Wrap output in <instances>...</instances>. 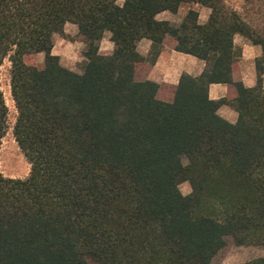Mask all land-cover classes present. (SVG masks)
I'll list each match as a JSON object with an SVG mask.
<instances>
[{
    "label": "trees",
    "instance_id": "trees-1",
    "mask_svg": "<svg viewBox=\"0 0 264 264\" xmlns=\"http://www.w3.org/2000/svg\"><path fill=\"white\" fill-rule=\"evenodd\" d=\"M244 1L239 13L222 0H0V67L30 164L26 179L0 173V264H215L227 238L264 247V0ZM194 4L206 23L191 7L179 24L155 18ZM67 23L84 45L79 73L51 52ZM235 35L261 48L252 88L235 73ZM141 39L205 69L167 92L147 79ZM36 54L41 65L25 62ZM210 84L234 97L209 99ZM7 119L0 88V144Z\"/></svg>",
    "mask_w": 264,
    "mask_h": 264
},
{
    "label": "crops",
    "instance_id": "crops-1",
    "mask_svg": "<svg viewBox=\"0 0 264 264\" xmlns=\"http://www.w3.org/2000/svg\"><path fill=\"white\" fill-rule=\"evenodd\" d=\"M188 8V5L187 7L182 5L176 14L164 11L157 14L155 18L158 21H169L174 24H179L184 18ZM192 8L199 14V24L206 23L210 10L196 4L192 5ZM77 32V27L75 25L70 23L65 24L64 33L66 36H77ZM233 43L235 50L239 53L235 73L239 75L245 87L252 88L256 83L255 61L261 56V48L253 45L239 35L234 36ZM83 48L84 45L79 38L71 42L57 34L53 36V47L51 52L53 55L59 57L60 63L64 67L70 70H74L73 62L75 60L84 62L81 55ZM113 48V43L110 41V33L106 32L100 41L99 53L102 55H109ZM137 51L145 58L147 63L150 64L147 79L166 88L167 92L179 84L182 75L196 78L200 76L205 69L204 61L194 56L175 51L171 44H154L149 39H141L137 43ZM68 58H72L74 61H70ZM208 97L214 101L223 99L231 100L234 97V92L229 85L210 84L208 87ZM217 113L221 118L231 124H234L238 118L237 112L230 105L220 106Z\"/></svg>",
    "mask_w": 264,
    "mask_h": 264
},
{
    "label": "rangeland",
    "instance_id": "rangeland-1",
    "mask_svg": "<svg viewBox=\"0 0 264 264\" xmlns=\"http://www.w3.org/2000/svg\"><path fill=\"white\" fill-rule=\"evenodd\" d=\"M229 9H233L239 13L243 12L245 5L244 0H222ZM187 7V5H183ZM192 8L191 6H188ZM77 36L70 37L67 41L77 40ZM60 47V46H59ZM70 61L72 58H68ZM27 64L41 65L43 63V55L36 54L25 58ZM73 65L74 72H80L82 63L75 60ZM68 69V68H67ZM0 88L3 93L5 104L8 108V129L1 139L0 144V173L3 177L9 179H26L29 176L30 164L24 154L18 147L13 136V125L16 118V109L10 95L9 87V62L4 61L0 67ZM179 190L183 195H188L191 188L188 182H181ZM264 257V247L248 246L240 244L235 238H227V244L223 249L219 259L215 264H244L248 261Z\"/></svg>",
    "mask_w": 264,
    "mask_h": 264
}]
</instances>
